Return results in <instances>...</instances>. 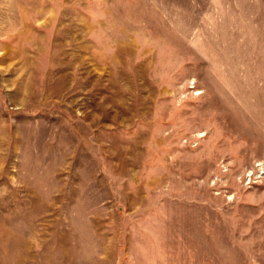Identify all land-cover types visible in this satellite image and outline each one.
Here are the masks:
<instances>
[{"label": "rangeland", "instance_id": "rangeland-1", "mask_svg": "<svg viewBox=\"0 0 264 264\" xmlns=\"http://www.w3.org/2000/svg\"><path fill=\"white\" fill-rule=\"evenodd\" d=\"M0 264H264V0H0Z\"/></svg>", "mask_w": 264, "mask_h": 264}]
</instances>
